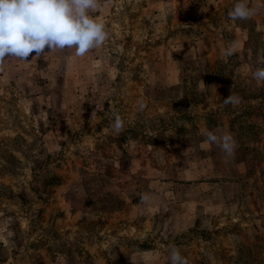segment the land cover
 Returning <instances> with one entry per match:
<instances>
[{
    "label": "rangeland",
    "instance_id": "374dc122",
    "mask_svg": "<svg viewBox=\"0 0 264 264\" xmlns=\"http://www.w3.org/2000/svg\"><path fill=\"white\" fill-rule=\"evenodd\" d=\"M235 3L100 0L101 47L5 58L0 264H264V8Z\"/></svg>",
    "mask_w": 264,
    "mask_h": 264
},
{
    "label": "clouds",
    "instance_id": "9594fccd",
    "mask_svg": "<svg viewBox=\"0 0 264 264\" xmlns=\"http://www.w3.org/2000/svg\"><path fill=\"white\" fill-rule=\"evenodd\" d=\"M100 6V0H0V67H3L6 57L28 60L32 53L40 57L46 51L75 49V56L83 57L90 50L101 47L109 36L106 24L96 18L94 13ZM264 8V0H236L228 10L230 20H248ZM236 51L233 42L222 53L224 57L231 56ZM259 63L264 64V57ZM257 82H264V67L257 68L252 73ZM224 104L238 105V96L230 94L224 99ZM145 104H139L143 111ZM119 134L124 128V120L115 115L111 124ZM206 140L216 144L227 157H233L237 142L230 132L216 135L206 132ZM148 194H142L141 200L147 202ZM170 264H188L179 249L170 250Z\"/></svg>",
    "mask_w": 264,
    "mask_h": 264
}]
</instances>
